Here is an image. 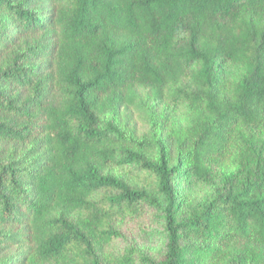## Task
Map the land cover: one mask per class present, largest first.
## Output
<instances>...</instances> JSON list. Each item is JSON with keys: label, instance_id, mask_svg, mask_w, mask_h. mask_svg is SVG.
<instances>
[{"label": "trees", "instance_id": "1", "mask_svg": "<svg viewBox=\"0 0 264 264\" xmlns=\"http://www.w3.org/2000/svg\"><path fill=\"white\" fill-rule=\"evenodd\" d=\"M147 209L160 254L118 247ZM250 235L264 0H0V264H203Z\"/></svg>", "mask_w": 264, "mask_h": 264}, {"label": "rangeland", "instance_id": "2", "mask_svg": "<svg viewBox=\"0 0 264 264\" xmlns=\"http://www.w3.org/2000/svg\"><path fill=\"white\" fill-rule=\"evenodd\" d=\"M183 117L180 115L179 119ZM138 123V130L148 129V121L140 120L138 115L133 118ZM232 167L222 168L229 171ZM183 183L185 197L188 201L201 200L206 196L209 187L193 181ZM155 212L144 210L140 215L128 218L121 223L122 237L115 244L120 247L132 246L151 255L160 254L163 248V239L154 227ZM203 264H264V244L254 235L246 239L225 242L218 251H212L208 256L201 257Z\"/></svg>", "mask_w": 264, "mask_h": 264}]
</instances>
